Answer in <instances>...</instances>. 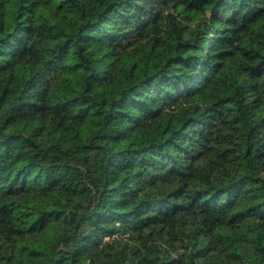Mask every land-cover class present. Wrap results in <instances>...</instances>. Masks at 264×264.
I'll return each instance as SVG.
<instances>
[{"label":"clouds","instance_id":"obj_1","mask_svg":"<svg viewBox=\"0 0 264 264\" xmlns=\"http://www.w3.org/2000/svg\"><path fill=\"white\" fill-rule=\"evenodd\" d=\"M0 264H264V0H0Z\"/></svg>","mask_w":264,"mask_h":264}]
</instances>
